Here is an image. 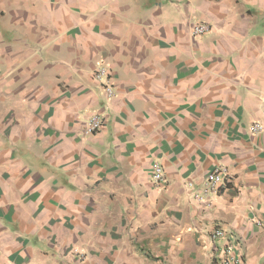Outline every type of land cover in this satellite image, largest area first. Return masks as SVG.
Listing matches in <instances>:
<instances>
[{
    "label": "crops",
    "instance_id": "0c3cea01",
    "mask_svg": "<svg viewBox=\"0 0 264 264\" xmlns=\"http://www.w3.org/2000/svg\"><path fill=\"white\" fill-rule=\"evenodd\" d=\"M217 228L264 264V0H0V264H218Z\"/></svg>",
    "mask_w": 264,
    "mask_h": 264
},
{
    "label": "built area",
    "instance_id": "2783aa9c",
    "mask_svg": "<svg viewBox=\"0 0 264 264\" xmlns=\"http://www.w3.org/2000/svg\"><path fill=\"white\" fill-rule=\"evenodd\" d=\"M210 28L207 24H195L192 27V35L203 36L209 32ZM92 79L100 86L105 97V101L109 102L114 96L113 83L110 72L106 68L98 67L92 73ZM104 124V117L100 114H92L83 129L84 136H91L101 130ZM263 126L260 123H254L250 127V135L254 136L261 133ZM152 182L159 186L164 182L163 170L159 164L151 166ZM229 172L225 166H216L208 173L200 183H186V188L190 191L191 199L196 202H203L205 198L215 196L219 190L226 187L229 182ZM209 240L212 244L218 243V264H242L240 256L237 254V240L230 233L217 228L214 229ZM214 246V245H213Z\"/></svg>",
    "mask_w": 264,
    "mask_h": 264
}]
</instances>
